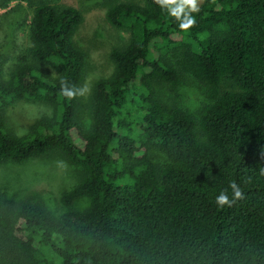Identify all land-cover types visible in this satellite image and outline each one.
<instances>
[{
    "label": "trees",
    "instance_id": "obj_1",
    "mask_svg": "<svg viewBox=\"0 0 264 264\" xmlns=\"http://www.w3.org/2000/svg\"><path fill=\"white\" fill-rule=\"evenodd\" d=\"M183 1L109 0L129 37L88 94L78 8L34 6L8 69L4 36L0 166L59 156L79 175L61 213L0 192V264H264V0ZM184 75L205 87L198 115L179 102ZM23 102L50 112L19 132Z\"/></svg>",
    "mask_w": 264,
    "mask_h": 264
},
{
    "label": "rangeland",
    "instance_id": "obj_2",
    "mask_svg": "<svg viewBox=\"0 0 264 264\" xmlns=\"http://www.w3.org/2000/svg\"><path fill=\"white\" fill-rule=\"evenodd\" d=\"M108 1L0 0V44L4 41L5 36L4 57L7 59V69L18 56L21 51L20 46L27 38L28 17L34 6L41 2L73 6L78 8L84 16V21L77 30L74 39L87 55L88 75L84 94H88L94 81L113 71L112 50L116 46L125 44L129 37L127 32L112 27L107 21ZM203 2L204 0H184L182 8L195 10ZM156 90L166 102L173 96L164 83H159ZM178 94L181 106L193 115H198L206 103L205 87L189 75H184ZM48 112H50L48 105L38 102H23L10 110V125L15 130L23 132L24 125ZM78 175V169L59 156L32 159L22 164L6 163L0 166V192L10 198L36 196L46 202L53 212L61 213L65 210L61 201L62 192L75 184ZM87 205L86 199L76 203L77 209H83Z\"/></svg>",
    "mask_w": 264,
    "mask_h": 264
},
{
    "label": "clouds",
    "instance_id": "obj_3",
    "mask_svg": "<svg viewBox=\"0 0 264 264\" xmlns=\"http://www.w3.org/2000/svg\"><path fill=\"white\" fill-rule=\"evenodd\" d=\"M230 187L232 188L233 192L235 193L236 198L237 199L241 198V190L238 188V186L235 183H233L230 185ZM216 201L221 207H223L225 205L230 206V204H231V201L223 195L216 197Z\"/></svg>",
    "mask_w": 264,
    "mask_h": 264
}]
</instances>
